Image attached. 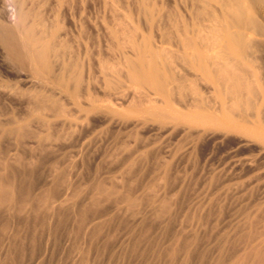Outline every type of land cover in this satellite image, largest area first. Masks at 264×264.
Here are the masks:
<instances>
[{"label": "bare ground", "instance_id": "1", "mask_svg": "<svg viewBox=\"0 0 264 264\" xmlns=\"http://www.w3.org/2000/svg\"><path fill=\"white\" fill-rule=\"evenodd\" d=\"M87 1L0 0L20 24L15 32L0 18V101L15 107L0 102V212L20 203V213L51 219L84 204L75 217L91 239L114 218H179L167 233L171 260L264 264V177L220 178L206 154L194 157L231 134L264 152V0H173L167 9L136 0V12L100 0L94 15ZM44 161L52 172L37 180ZM181 170L197 176L195 208L219 200L230 211L244 204L242 215L212 214L206 203L188 213ZM193 223L210 224L209 247L198 249ZM76 249L72 264H87L92 249Z\"/></svg>", "mask_w": 264, "mask_h": 264}, {"label": "rangeland", "instance_id": "2", "mask_svg": "<svg viewBox=\"0 0 264 264\" xmlns=\"http://www.w3.org/2000/svg\"><path fill=\"white\" fill-rule=\"evenodd\" d=\"M118 1L120 5V10L128 9L133 12L137 11L138 1L137 2L136 0H118ZM159 2L164 6V8L167 9L171 7L173 0H159ZM86 5L85 6L87 7V10L90 12V14L91 12L93 13V15L102 12L103 5L100 0H88ZM5 7H6L5 4L0 6V18L1 20L2 19L5 20L3 22L9 24L8 25L10 26L9 28H12L14 30L16 27V29L14 30L16 32V30H18L20 27V24L18 22L19 17L17 11L13 12L14 10L10 9L11 7L8 6L7 8L9 11L7 12L5 11ZM0 102L2 108L6 111H10L12 108H15L12 107L10 109L11 106H14V103L12 101L8 100L6 102L4 101H0ZM261 112H262L261 114L262 116L260 115V117L262 120V125L264 126V121H263L264 105L262 106ZM159 137H160L159 139H162L161 136ZM237 137L238 135L231 134L230 136L226 137L227 139L223 140L222 142H218L212 146L208 145V149L207 147H203L202 149L199 150L197 149L195 151L197 153H194L197 155H195L194 157L196 158V160L197 159L200 160L199 154L202 152L203 154H206L210 168L214 169L217 172V175L220 174L218 176L220 178L221 177L232 178V181H234L236 180L234 177H236L237 175H240L242 179L247 176H250V174L262 175L264 177V152L259 150V147L256 146L255 142L254 144L252 143L246 147L238 146L236 144ZM262 150L264 149L262 148ZM194 157H191V162L193 160L192 158ZM193 162L195 167H199V165H201L200 164L201 161L196 162L195 160H193ZM51 164L52 162H48V161H44L42 164H40L41 166H39L38 169L35 170L34 172L35 178L36 179L38 178L37 180H41L43 177L48 176L49 173L52 172L53 167ZM249 164H253V165L250 166ZM149 169L151 168H147V170L143 172H145L147 175L148 173H150V171H148ZM92 170H93L92 168L89 169V171H91V176L94 175V174L92 175V173H94V170L93 171ZM181 171L177 172L176 178L184 179L187 176V178L184 179L185 180L184 186L186 185L187 189L186 187H184L185 188L184 191L186 193L184 192L183 193L184 195L182 194L183 197L181 198L182 200L180 199V202L183 203V206L186 205L185 207H187V205L189 204L188 213L191 211L190 213L198 214V212L203 211L202 206L206 202H203L196 208L194 205L190 204L191 195L194 193V189L196 187L195 184L197 181V176H195L196 177L195 178L191 170H187V172H191V173L187 174L186 172V176L184 174L185 172L183 170ZM246 171L249 172L245 176H241V174ZM179 173L181 174V176ZM260 181L262 182V178H260ZM22 182L23 181H20L19 183ZM187 182L189 183L187 184ZM192 184L193 187L191 186ZM190 186L192 190L190 189ZM258 186L255 187L257 188L255 194H258L261 191V188ZM35 191L37 192L38 190L36 189ZM217 201L219 204L217 203ZM217 201L213 200V202L210 204L211 207H209L210 205H208L207 203L205 204L207 206V207L205 206V208H209L208 210L212 212V214H214V212L216 214L217 211L218 212L220 211V209L222 210L228 209V207L226 208L222 204V202H219V200ZM78 204L79 203H77L74 207H68L56 211L53 215L54 217L51 219L49 218V216H47L51 221L47 217L38 218L37 212L39 211L36 210L37 212L35 211L32 212L26 207L25 210L27 209L28 213L27 212L20 213L19 208L23 207L20 203H17L15 206L12 207L13 211L11 210V208H9V210L8 211L5 210L4 213L3 211L0 212V264H72L73 262H77L75 261L76 253H77L76 252L77 245L80 246V248L82 245L83 248L89 246L90 249H92L88 252L89 262L87 261V264H183L181 258L179 257H176L175 259L171 260L167 256V252L165 251L167 250L166 248L169 247V244L167 243L168 242L167 233L169 232L172 233L177 231L178 229L177 224L179 222V218L172 219L171 224L168 223L165 224L164 222L159 223V221H156L155 219L153 220V218H150L148 216H146L145 218H141V220H138L139 222L137 224H136L137 222L136 220L133 221L130 218H121L120 221L122 222L119 221L120 218H114L111 222H109V224H107V226L104 227L105 229L103 228L102 230L103 232L102 231L98 232L97 234L99 235L95 234L96 236H98L97 238L95 237L91 239L90 234L92 232L89 231L90 229L82 228L81 231L78 230V224H77L78 218L76 217L79 215L80 211L82 210V207L84 206V204H79V205ZM217 205L219 207H217ZM244 206H245L244 204L243 206L241 205L240 209L242 210ZM250 207L251 206H249L248 208ZM199 208L202 209L200 210ZM237 208L239 209V206H237L236 208L233 207V209L231 208V211L230 209H228L229 213H232L230 214V217L231 216L234 217L233 214H235L236 216L242 215L241 213H238L240 212V209L238 210ZM7 212L9 213L6 214ZM12 216H14V218ZM35 216H36V221L33 222L35 220L34 219ZM27 217L28 219L26 220ZM230 217L228 216L227 218ZM38 220L39 221L43 220V222H39ZM131 221H133L134 223ZM3 224H6L7 227H5L6 225ZM209 225L210 224H206L205 228L208 229L207 231L206 229H204L203 226V229L206 232L203 229L202 230L204 232L202 230H199L198 226L195 227V223H193V225L189 228V232L196 233L199 230L197 232L201 236L200 246L198 248L199 250L209 247V245H211L213 242L211 241L213 238V233L211 232V228H209L210 227ZM115 226H117L116 227L117 229L115 228ZM124 227H126V229H123ZM193 227H195V229H193ZM114 228L116 229L115 231L113 230ZM162 228L165 229L162 230ZM83 230L85 231L84 232L85 235L82 232ZM162 231L164 232L162 233ZM111 232L113 233V236L111 235L112 234ZM209 237L210 239H208ZM94 246L96 249L94 248ZM188 264H198V262L195 259H192V261Z\"/></svg>", "mask_w": 264, "mask_h": 264}]
</instances>
